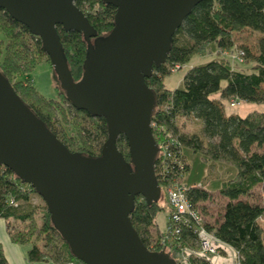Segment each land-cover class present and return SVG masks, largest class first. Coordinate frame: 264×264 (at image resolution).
I'll return each mask as SVG.
<instances>
[{
	"label": "trees",
	"instance_id": "16d2710c",
	"mask_svg": "<svg viewBox=\"0 0 264 264\" xmlns=\"http://www.w3.org/2000/svg\"><path fill=\"white\" fill-rule=\"evenodd\" d=\"M75 5L98 35L113 28L116 11L113 6L103 4L102 0H76ZM244 30L262 35L258 54L251 57V67H246L244 50H241L244 53L241 62L223 56L235 48L233 34ZM56 31L71 75L78 81L86 44L78 33L65 32L61 26H57ZM0 32L5 38L0 40V71L19 97L70 152L98 157L107 139L105 120L73 108L59 86L60 99L41 96L27 78L41 57H47L40 39L3 10H0ZM207 54L214 57L192 66L179 88H165L164 78L174 67L182 69L193 57ZM145 83L156 97V109L151 119L154 140L159 147L168 136L179 143L176 158L183 163V169L179 172L175 167L171 176L186 190L191 205L203 217L201 206L210 199L209 190L185 184V176L190 170L187 157H193L203 166L209 163L228 166L227 178L215 180L218 193L227 202L220 219L214 224L205 221L204 228L236 249L242 255V264H264V195L261 205L241 200L258 186L264 194V112L253 111L244 118L226 116L222 105L223 101L264 105V0H204L199 3L175 32L165 64L155 68ZM189 118L201 124V137L189 136L180 130L178 121ZM116 145L128 160L126 139L120 136ZM160 169L157 160L156 180L162 200L166 201L165 182L158 179ZM31 195L39 196L0 165V219L6 223L10 241L28 248L26 258L30 263L82 264L72 257L66 243L52 228L46 205L33 207ZM159 203L148 205L138 196L129 215L142 243L154 253L162 249L166 240L155 222L161 210ZM193 230L179 226V236L173 241L168 240L180 247L194 245L196 235ZM0 264H8L1 245ZM191 264L209 263L192 260Z\"/></svg>",
	"mask_w": 264,
	"mask_h": 264
},
{
	"label": "water",
	"instance_id": "95a60500",
	"mask_svg": "<svg viewBox=\"0 0 264 264\" xmlns=\"http://www.w3.org/2000/svg\"><path fill=\"white\" fill-rule=\"evenodd\" d=\"M76 0H0V10L40 39L60 91L70 105L106 122L98 157L70 152L0 71V165L44 201L52 228L82 264H176L151 252L129 215L135 198L160 201L155 177L156 144L151 119L154 92L146 85L165 64L172 38L204 0H102L116 11L113 28L98 35ZM86 44L75 81L56 27ZM126 139L129 159L117 148Z\"/></svg>",
	"mask_w": 264,
	"mask_h": 264
},
{
	"label": "rangeland",
	"instance_id": "374dc122",
	"mask_svg": "<svg viewBox=\"0 0 264 264\" xmlns=\"http://www.w3.org/2000/svg\"><path fill=\"white\" fill-rule=\"evenodd\" d=\"M261 38H262L261 34L253 31L244 30L240 33H235L233 34L232 37L233 45L235 47L233 49V52L228 51L223 56L233 61L237 53L240 52L241 50H244L246 52V59L248 62V64H246V67H251L253 65V62L251 61V57L257 56L258 44ZM0 40H5L1 32H0ZM213 57L214 55L212 54L195 56L186 65H184L182 69L179 68L178 70L175 69L171 71V74L165 76L164 78L163 83L165 88L168 90H174L179 88L182 84L184 75L192 66L206 63ZM47 61H48L47 57L45 56L41 57L40 63L34 67V69L29 73L27 78L31 81L33 88L41 96L50 100H58L60 99L59 91L57 89L58 82L49 64L50 62L48 63ZM230 104L231 101L230 103L228 101L222 102L223 111L226 116H239L241 118H244L248 113L253 111L264 112V105L261 104L240 102L235 107H231ZM178 126L182 132L186 133L189 136L196 134L199 137H201V135L199 134L201 129V124L193 118H189L186 120H179ZM165 142L166 139L163 140L162 145H164ZM187 162L190 166V170L185 176V184H194L195 186L204 187V189L209 190L210 199L207 202L202 203L201 209L204 212L205 221L214 224L216 221L220 219L223 211V207L227 202V200L224 199L222 196H220V194L218 193L217 191L218 183L215 182V180L217 179L222 180L224 178H227L225 172L228 170V166L212 164V163H209L207 166H203L198 162H196L195 159L191 156L187 157ZM166 188L167 187L165 186L164 192H166ZM263 195L264 194L261 190V187L258 186L251 191L250 195L246 197H242L241 200H245L253 204L261 205L263 200L262 198ZM30 202L32 206L35 208L42 207L45 204L37 195H31ZM159 202H160L159 205L161 207V210L157 213L155 217V222L158 227V231L165 238H168L171 232H168L167 229L173 223L169 214V206H167L165 200H162V191ZM21 205H22L21 207H24L23 204ZM37 216L38 215H36V218ZM12 225H15V223H12ZM154 230L155 228L153 227L152 231L154 232ZM184 247L185 246L182 247L179 246V252L177 254H180L181 250L184 249ZM160 251L163 250L161 249ZM179 257L181 260L182 259L185 260L184 256H179ZM189 264H191V261Z\"/></svg>",
	"mask_w": 264,
	"mask_h": 264
},
{
	"label": "built area",
	"instance_id": "2783aa9c",
	"mask_svg": "<svg viewBox=\"0 0 264 264\" xmlns=\"http://www.w3.org/2000/svg\"><path fill=\"white\" fill-rule=\"evenodd\" d=\"M244 53L238 52L233 61L241 62ZM180 67L176 66L172 69L178 70ZM239 104L237 101H231L230 106L235 107ZM154 124L151 123V129ZM166 139V142L162 147H159V153L157 160L161 169L158 172V179L165 182L166 188V201L167 205L171 209L170 218L172 225L167 229L171 232V238L174 239L179 236V226L186 228H193V234L196 235V242L193 245L191 243L185 246L184 249L179 252V246L174 245L168 238L162 247L164 252H167L170 257H174L176 264H189L192 260H203L209 264H242V255L234 249L232 246L221 241L213 234L209 233L204 228V217L201 212L193 207L186 196V190L177 184L175 177L171 176L173 169H178L179 172L183 169V163L180 159L176 158V153L179 152V143L173 139ZM156 160V161H157ZM156 177V174H155ZM180 239V237H178ZM177 254V255H176ZM175 255V256H174ZM179 256H184V259H180ZM68 264H75L73 262Z\"/></svg>",
	"mask_w": 264,
	"mask_h": 264
},
{
	"label": "crops",
	"instance_id": "0c3cea01",
	"mask_svg": "<svg viewBox=\"0 0 264 264\" xmlns=\"http://www.w3.org/2000/svg\"><path fill=\"white\" fill-rule=\"evenodd\" d=\"M0 245L8 264H53V263H30L27 261L26 246L16 245L9 239L6 223L0 219Z\"/></svg>",
	"mask_w": 264,
	"mask_h": 264
}]
</instances>
